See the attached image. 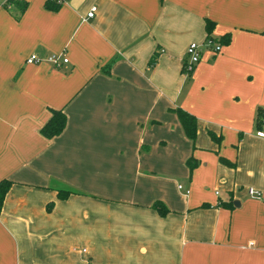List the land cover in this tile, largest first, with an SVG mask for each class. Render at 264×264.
<instances>
[{
    "label": "crops",
    "instance_id": "0c3cea01",
    "mask_svg": "<svg viewBox=\"0 0 264 264\" xmlns=\"http://www.w3.org/2000/svg\"><path fill=\"white\" fill-rule=\"evenodd\" d=\"M258 106L264 0H0V264H264Z\"/></svg>",
    "mask_w": 264,
    "mask_h": 264
},
{
    "label": "trees",
    "instance_id": "16d2710c",
    "mask_svg": "<svg viewBox=\"0 0 264 264\" xmlns=\"http://www.w3.org/2000/svg\"><path fill=\"white\" fill-rule=\"evenodd\" d=\"M57 4L54 0L49 1L47 0V7L55 9L57 7ZM212 22L209 20L205 21V29L209 33L211 29ZM207 38H210L213 40L208 34ZM222 42H225V40H220ZM152 63L154 61V55L149 59ZM176 117L181 125V128L184 132V134L189 138L192 139L195 134V123H194V117L187 113L186 111L176 108L174 110ZM254 122H255V128H259L264 130V107L258 106L255 110V116H254ZM65 124V115L62 111V109H51L49 117L47 120L43 123V125L39 128V132L41 135L49 139L55 135H57L64 127ZM211 137L214 138L213 134L210 133ZM10 186V181L8 179H1L0 180V208L2 204L3 197L5 193L7 192V189ZM69 191L66 190H59L57 195L59 198H65ZM226 206H229L227 203H225ZM153 208H155L160 214H164L166 211V208L159 202L155 201L152 204Z\"/></svg>",
    "mask_w": 264,
    "mask_h": 264
},
{
    "label": "built area",
    "instance_id": "2783aa9c",
    "mask_svg": "<svg viewBox=\"0 0 264 264\" xmlns=\"http://www.w3.org/2000/svg\"><path fill=\"white\" fill-rule=\"evenodd\" d=\"M52 1V0H49ZM56 3H60L62 0H54ZM95 10L94 6H91L85 13V18H90L93 15V12ZM206 44L210 45L213 51H218L219 50V43L211 40L210 38L206 39ZM200 51H201V46L198 43L195 42H190L186 48H185V60L183 61L182 67L185 72H188L192 69V67L198 62L200 58ZM39 58L35 54L29 55L26 59V63H31V62H37ZM46 61L50 62L54 66H58L61 62H66V58L62 57L60 58L59 61V56L56 54H50L45 58ZM256 135L259 137H264V132L259 130L256 132ZM178 188H181L180 185H178ZM184 192H187V190H184ZM247 192L249 195H251L254 198H259L260 194L257 191H254L251 188H247Z\"/></svg>",
    "mask_w": 264,
    "mask_h": 264
}]
</instances>
